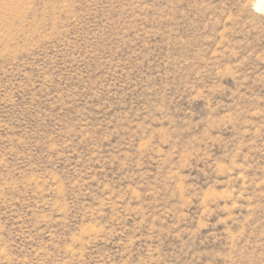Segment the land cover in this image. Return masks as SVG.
<instances>
[{
	"label": "rangeland",
	"instance_id": "rangeland-1",
	"mask_svg": "<svg viewBox=\"0 0 264 264\" xmlns=\"http://www.w3.org/2000/svg\"><path fill=\"white\" fill-rule=\"evenodd\" d=\"M256 0H0V264H264Z\"/></svg>",
	"mask_w": 264,
	"mask_h": 264
},
{
	"label": "bare ground",
	"instance_id": "bare-ground-1",
	"mask_svg": "<svg viewBox=\"0 0 264 264\" xmlns=\"http://www.w3.org/2000/svg\"><path fill=\"white\" fill-rule=\"evenodd\" d=\"M256 8L264 11V0H256Z\"/></svg>",
	"mask_w": 264,
	"mask_h": 264
}]
</instances>
